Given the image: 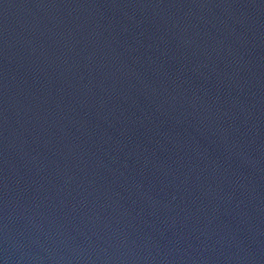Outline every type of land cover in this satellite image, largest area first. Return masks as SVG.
Wrapping results in <instances>:
<instances>
[{
  "label": "water",
  "instance_id": "water-1",
  "mask_svg": "<svg viewBox=\"0 0 264 264\" xmlns=\"http://www.w3.org/2000/svg\"><path fill=\"white\" fill-rule=\"evenodd\" d=\"M0 264H264V0H0Z\"/></svg>",
  "mask_w": 264,
  "mask_h": 264
}]
</instances>
